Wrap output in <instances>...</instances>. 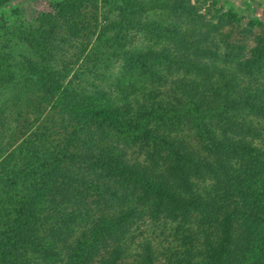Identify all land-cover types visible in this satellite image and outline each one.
Listing matches in <instances>:
<instances>
[{"label":"trees","instance_id":"obj_1","mask_svg":"<svg viewBox=\"0 0 264 264\" xmlns=\"http://www.w3.org/2000/svg\"><path fill=\"white\" fill-rule=\"evenodd\" d=\"M0 264H264V20L54 0L5 28Z\"/></svg>","mask_w":264,"mask_h":264},{"label":"rangeland","instance_id":"obj_2","mask_svg":"<svg viewBox=\"0 0 264 264\" xmlns=\"http://www.w3.org/2000/svg\"><path fill=\"white\" fill-rule=\"evenodd\" d=\"M54 0H7L0 7V37L5 28H12L13 25L18 24L20 20L33 18L36 14L46 11L51 7V3ZM219 3L227 7L235 8L239 13L245 15L246 18L251 16H256L264 20V0H219ZM118 19L116 13L109 15L108 21H113ZM118 30V26L112 29L111 35H114ZM131 40L129 45L140 43L142 40V32L138 29H131L130 32ZM109 46L111 49L112 43H107L106 47ZM17 50H22L23 52L29 53L30 49L25 43L18 42L16 47ZM120 59L112 61L108 67H101L100 71L105 70H117L120 65ZM108 68V69H107ZM89 76V75H88ZM100 75L93 73L89 76V80L92 81L94 85L102 83ZM93 85V86H94ZM91 86V85H90Z\"/></svg>","mask_w":264,"mask_h":264}]
</instances>
